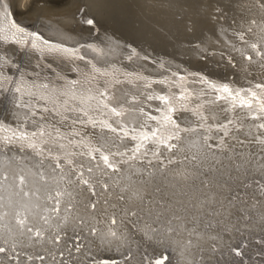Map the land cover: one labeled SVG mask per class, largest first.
<instances>
[{
	"label": "bare ground",
	"instance_id": "bare-ground-1",
	"mask_svg": "<svg viewBox=\"0 0 264 264\" xmlns=\"http://www.w3.org/2000/svg\"><path fill=\"white\" fill-rule=\"evenodd\" d=\"M10 4L13 16L23 25L40 31L46 37L67 40L69 44L77 39L82 42L94 40L95 34L90 35L91 30L79 23L81 9L85 10L89 16L97 19V30L100 39L105 41V49L109 44L106 37L121 45L116 52H109L104 57L110 61H116L121 55L130 52L125 46L131 45L141 57L163 60L166 66H172V70L180 68L198 72L212 80L231 81L234 85L264 81V66L259 63L249 65L237 51L244 45L231 34L233 29H239L246 23L250 16H255L258 21L264 18V11L255 7V0H51L50 3L46 0H10ZM26 5L30 7L26 9ZM218 7L223 9L224 16L216 14L215 9ZM233 11L241 12L236 24V12ZM223 21L226 22L222 24ZM194 26L196 28L190 33ZM222 28L227 29V32H222ZM190 38L196 40L183 48L182 45L189 42ZM229 41L233 47H230ZM197 43L200 49L192 47ZM140 46L144 53L140 52ZM5 47L0 44V51ZM9 54H12L11 50ZM228 56L232 57L235 67L228 62ZM14 58L30 71L34 68L35 55L29 58L25 53L17 52ZM120 63L128 70L155 75L164 71L158 63L135 57L128 62L121 59ZM64 72L70 75L66 69ZM161 87L154 86L156 91H160ZM121 99L124 97L121 96ZM153 103L158 106L156 102ZM140 106L136 104L130 107L138 109ZM14 111L13 106L0 97V122L15 125ZM206 114L209 123L223 122L226 118L235 121L234 126H229L232 131L226 140L227 148L217 151L215 160L209 158L207 162L197 164L189 159L187 165L178 162L167 168H161L155 162L151 168L146 163L125 165L121 176L111 174L110 178L102 175V169L94 168L92 175L97 196L92 199L99 203L96 212L89 214V225L98 226L99 235L91 238L89 243L98 257L117 258L118 264H143L145 253L153 257L164 252L169 257L167 264H264V255H256L257 252L264 253V245L257 244L255 240L264 238V198L253 191L252 185L253 180L264 179V145L254 142V124L257 122L245 119L243 111L239 109L235 113L222 112L219 105L208 106ZM140 119L142 117L135 112H130L125 118L129 124ZM181 119L188 125L195 123V118L189 113H184ZM4 134L0 133V136ZM204 134L198 130L186 136L182 145L185 152L180 153L177 160L184 155L190 158L193 152L188 151L189 147L192 146L194 150L202 145L200 137ZM209 134L213 137L219 135L216 132ZM98 140L112 150L123 151L125 147H130L127 140L120 142L115 134L105 133ZM83 162L85 167L89 166L87 159ZM185 167H202L203 171L199 178L185 185L176 174ZM137 169L142 171L137 172ZM149 172L153 174L149 176ZM5 175L7 178L1 180ZM54 175L45 167L42 178L38 161L28 154L0 153V197L3 198L0 199V241L6 239L9 245L18 241L29 255H44L46 259L42 264H59L51 258L52 255H58L57 246L52 243L50 236L51 229L57 227L59 216L62 219L68 215L66 205L62 204L59 215L55 218L51 216L52 202L48 196L63 187L59 177L57 181L52 179ZM21 176L24 177L23 185L19 181ZM117 180L119 184L114 190L105 192L100 187L101 183L112 185ZM201 180L213 183L197 190ZM192 183L197 188H191ZM244 185L249 187L245 189ZM121 189H124L123 193ZM25 192L29 195L25 196ZM137 192L143 195L142 202L136 199L134 194ZM233 194L243 198L244 202L237 199L235 204L230 203ZM89 195L86 190L83 195H77L80 211H83ZM121 195L123 200L119 199ZM9 197L12 203H9ZM215 197H219L218 202H214ZM242 208L246 211H241ZM132 212L136 214L133 216ZM75 214L73 212L71 215ZM173 214L180 218L172 221L171 226L175 231L168 232ZM113 215L118 221L114 227L118 238L107 236L102 244L100 236L108 232V218ZM25 217L26 224L22 227L17 218ZM45 217L48 218L47 223ZM146 224L156 228L158 234L149 232ZM28 227L39 229L44 239L32 240L33 234L27 231ZM65 231L68 237L72 236L71 226ZM244 242L248 245L245 256L236 257L231 248L239 247ZM66 245L64 242L60 245L65 252ZM129 253L130 258L123 259ZM0 264H11L6 254H0ZM21 264L26 262L22 260ZM33 264L41 262L34 261ZM74 264H83V256L74 259Z\"/></svg>",
	"mask_w": 264,
	"mask_h": 264
},
{
	"label": "snow or ice",
	"instance_id": "snow-or-ice-1",
	"mask_svg": "<svg viewBox=\"0 0 264 264\" xmlns=\"http://www.w3.org/2000/svg\"><path fill=\"white\" fill-rule=\"evenodd\" d=\"M46 2L50 3L51 0ZM29 7L25 6L26 9ZM255 7L264 11V0H255ZM215 12L218 16H224L222 8H216ZM79 23L91 30L90 35L95 34L94 40L82 42L77 39L69 44L67 40L46 37L40 31L29 29L13 16L10 0H0V44L6 46L0 51V97L13 106L16 117L15 125L0 122V132L5 133L0 136V153L28 154L38 161L42 178L43 169L47 167L55 174L52 177L54 181L59 177V181L63 182V187L48 196L53 203V213L59 215L62 204L66 205L68 213L54 233L52 243L57 246L58 253L51 256L54 262L74 264V259L83 256V264H118L117 259L98 257L89 243L91 238L99 235V227L89 225V214L96 212L99 203L92 199L97 196L92 175L94 168L102 169V175L110 178L111 174L121 176L125 165L146 163L151 168L155 162L161 168H167L178 162L187 165L189 159L197 164H203L209 158L215 160V153L227 148L226 140L232 131L229 126L235 123L228 118L223 122L209 123L206 108L215 105L221 106L222 112L242 110L245 119L257 122L254 124V142L264 145V81L243 88L234 87L229 82H217L198 72L180 68L173 71L172 66H166L163 60L141 57L131 45L125 46L130 49V54L110 61L104 57L109 52H116L121 45L106 37L109 44L105 49V41L100 39L97 30V19L83 9ZM221 31L227 32V29L222 28ZM231 34L244 45L237 51L249 65L259 63L264 66V18L258 21L255 16H250ZM228 43L231 45L230 41ZM192 47L200 49V44ZM17 52H23L29 58L35 55V65L31 71L15 60ZM134 57L158 63L163 73L155 75L128 70L120 63L121 59L133 61ZM227 60L233 67L236 66L231 56ZM155 85L162 86L160 91L155 90ZM153 102L158 106H154ZM136 104L141 106L138 109L130 107ZM130 112H135L142 119L129 124L125 118ZM184 113L194 117L195 123L185 124L181 119ZM198 130L205 133L200 137L202 145L194 150L190 146L188 151L193 152L191 157L184 155L178 161L177 156L185 152L182 146L184 138ZM212 132L219 135L213 137L209 134ZM105 133L115 134L120 142L127 140L130 147H125L123 151L106 148L98 140ZM84 159L89 161L88 167H85ZM202 171V167H185L176 174L182 183L189 185L199 178ZM152 174L149 172V176ZM19 181L23 185L24 177H19ZM211 183L201 180L198 188L194 183L191 188L199 190ZM118 184L119 180L112 185L101 183L100 187L108 192ZM252 185L253 191L264 198V179L253 180ZM248 187L244 185L245 189ZM85 190L90 194L89 200L84 202L83 211H80V202L76 197L83 195ZM120 191L123 193L124 189ZM24 195L28 196L29 193L25 192ZM134 195L137 200L143 201L141 193ZM8 199L12 203L11 197ZM119 199L123 200V195ZM237 199L244 202L243 198L233 194L230 203L235 204ZM218 200L219 197L214 198V202ZM220 207L223 208V204ZM240 210L246 211L243 208ZM73 212L76 214L71 215ZM135 214L131 213L133 216ZM179 218L173 214L168 232L175 231L171 226L172 221ZM44 219L47 223L48 218ZM26 220L27 217L18 219L19 225L23 227ZM117 223L115 215L108 218L110 227L106 234L100 236L102 244L107 236L117 237L114 231ZM68 226L72 228L71 237L65 231ZM145 227L149 232L158 234L151 225L146 224ZM27 231L33 234L32 240L44 239L39 229L28 227ZM62 240L69 241L67 252L60 247ZM256 243L264 245V238H258ZM247 247V242H244L239 247H232L231 251L236 257L243 258ZM0 254H6L11 264H21L22 260L26 264H33L34 261L42 264L46 259L44 255H29L18 241L9 245L6 239L0 241ZM256 255L262 256L264 253L258 252ZM130 256L129 253L128 258ZM168 259L167 255L152 257L145 253L143 264H167Z\"/></svg>",
	"mask_w": 264,
	"mask_h": 264
},
{
	"label": "rangeland",
	"instance_id": "rangeland-1",
	"mask_svg": "<svg viewBox=\"0 0 264 264\" xmlns=\"http://www.w3.org/2000/svg\"><path fill=\"white\" fill-rule=\"evenodd\" d=\"M234 13L236 12V15L234 16V20H235V24H236V20H237V17L241 14V12H239V11H233ZM249 12H251V11H249ZM250 15H252V13H250ZM248 16H249V14H248ZM75 17H76V15H75ZM226 21H223V22H221L222 24L223 23H225ZM234 24V25H235ZM235 27H236V25H235ZM196 27L194 26L193 27V29L190 31V33L195 29ZM196 39H194V38H190L189 39V42H187V43H185V44H183L182 45V47L183 48H186V45L188 44V43H190L191 41H195ZM230 47H233V45H232V43H231V46ZM144 51V49L140 46V52H142V53H144L143 52ZM186 53V52H185ZM198 54H200V51H198ZM186 55L187 56H191V55H189V54H187L186 53ZM205 55V53L203 54V55H201L200 57H202V56H204ZM136 59H138V58H136ZM1 180H5V177L4 178H1ZM52 207H53V203H52ZM51 207V208H52ZM51 208H50V211H51ZM51 216L53 217V218H55L56 216H57V214H55V213H53L52 211H51ZM18 219L19 218H17V221H18ZM57 219H60L58 222H57V226L61 223V221H62V219H61V216H59V218H57ZM56 230H57V227H52V229H51V239L53 240V237H54V233L56 232ZM62 242H64V244H67L68 243V241H64V240H62ZM61 242V243H62Z\"/></svg>",
	"mask_w": 264,
	"mask_h": 264
},
{
	"label": "water",
	"instance_id": "water-1",
	"mask_svg": "<svg viewBox=\"0 0 264 264\" xmlns=\"http://www.w3.org/2000/svg\"><path fill=\"white\" fill-rule=\"evenodd\" d=\"M128 54H130V52H128V53H125L124 54V57H126ZM122 61H126V62H128V60L127 59H122ZM173 71H175V70H173ZM217 82H229L232 86H234V87H243V88H246V87H248L250 84H254V83H258V82H261V81H254V82H251L250 84H248V85H234V84H232V82L231 81H217ZM226 106V105H225ZM227 107V106H226ZM232 126H234V124L232 125ZM0 133H2V132H0ZM255 240H257V239H255ZM242 244V243H241ZM240 244V245H241ZM238 247V246H237ZM258 253V252H257ZM161 255H166L164 252H161L160 254H156L155 256H153V257H156V256H161ZM129 257V254L128 255H124V257H123V259H126V258H128ZM113 259V258H112ZM117 259V258H116ZM118 260V259H117Z\"/></svg>",
	"mask_w": 264,
	"mask_h": 264
}]
</instances>
